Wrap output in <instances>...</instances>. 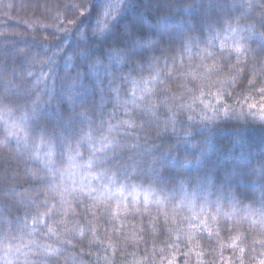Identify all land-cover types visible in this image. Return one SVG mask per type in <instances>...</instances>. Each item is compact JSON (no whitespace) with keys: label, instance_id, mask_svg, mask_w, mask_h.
Wrapping results in <instances>:
<instances>
[{"label":"clouds","instance_id":"1","mask_svg":"<svg viewBox=\"0 0 264 264\" xmlns=\"http://www.w3.org/2000/svg\"><path fill=\"white\" fill-rule=\"evenodd\" d=\"M0 264H264V0H0Z\"/></svg>","mask_w":264,"mask_h":264}]
</instances>
